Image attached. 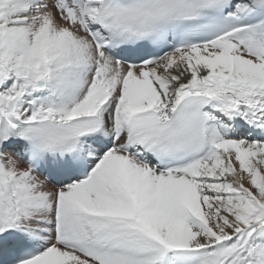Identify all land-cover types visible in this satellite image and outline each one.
<instances>
[{"label":"snow or ice","instance_id":"1","mask_svg":"<svg viewBox=\"0 0 264 264\" xmlns=\"http://www.w3.org/2000/svg\"><path fill=\"white\" fill-rule=\"evenodd\" d=\"M0 264H264V0H0Z\"/></svg>","mask_w":264,"mask_h":264}]
</instances>
